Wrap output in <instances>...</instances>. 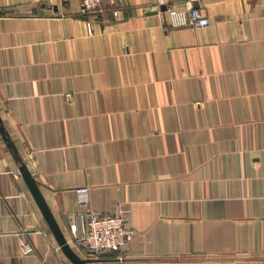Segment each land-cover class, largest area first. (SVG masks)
Wrapping results in <instances>:
<instances>
[{
	"label": "crops",
	"instance_id": "obj_1",
	"mask_svg": "<svg viewBox=\"0 0 264 264\" xmlns=\"http://www.w3.org/2000/svg\"><path fill=\"white\" fill-rule=\"evenodd\" d=\"M101 1L0 0V116L58 225L89 264H264V0ZM79 184L120 249L72 239ZM0 264H76L1 131Z\"/></svg>",
	"mask_w": 264,
	"mask_h": 264
},
{
	"label": "built area",
	"instance_id": "obj_2",
	"mask_svg": "<svg viewBox=\"0 0 264 264\" xmlns=\"http://www.w3.org/2000/svg\"><path fill=\"white\" fill-rule=\"evenodd\" d=\"M85 10L95 9L101 5V0H80ZM164 3V0H159ZM119 15L120 10H113ZM171 23L174 25L190 24L195 28L207 25L209 15L201 8L188 5L184 7L170 5L168 7ZM79 209L71 222L72 239L83 243L93 253L112 252L127 244L134 236L136 227L128 223L127 207L120 206L119 212L108 213L105 210L93 207L90 203V187L88 184H79L74 188ZM22 250L29 252L33 244L25 238L21 239Z\"/></svg>",
	"mask_w": 264,
	"mask_h": 264
},
{
	"label": "water",
	"instance_id": "obj_3",
	"mask_svg": "<svg viewBox=\"0 0 264 264\" xmlns=\"http://www.w3.org/2000/svg\"><path fill=\"white\" fill-rule=\"evenodd\" d=\"M0 131L3 133L5 139L7 140V144L9 147H11V150L13 151L14 155L17 157L20 163V170L22 172V175L24 179H26L29 188L31 189L32 193L34 194L41 210H43V213L48 220L49 225L52 227V230L56 236L57 241H59L60 246L62 249L67 253L69 257L72 258V260L76 264H89L88 259L85 257H81L77 254V252L72 247L70 241H68L67 237L65 236L64 232L62 231L60 225H58L57 220L53 214V210H51L47 199L45 198L44 194H42V191L40 189L39 182L37 178H35L34 174L32 173L31 169H29L28 164L25 163L21 155L18 152V148L15 146L14 141L10 137V132L6 129L2 116H0Z\"/></svg>",
	"mask_w": 264,
	"mask_h": 264
}]
</instances>
